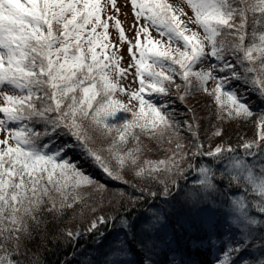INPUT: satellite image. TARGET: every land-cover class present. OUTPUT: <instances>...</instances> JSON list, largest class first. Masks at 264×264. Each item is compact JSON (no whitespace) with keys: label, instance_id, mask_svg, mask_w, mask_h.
<instances>
[{"label":"snow or ice","instance_id":"obj_1","mask_svg":"<svg viewBox=\"0 0 264 264\" xmlns=\"http://www.w3.org/2000/svg\"><path fill=\"white\" fill-rule=\"evenodd\" d=\"M181 2L192 16L170 0H129L136 21H145L133 25V43L119 19L117 0H0V264H19L14 257L39 214L62 213L85 204V196H91L87 189L106 190L79 161L98 167L115 180H124L125 169L148 179L179 171L188 155L184 144L177 140L170 156L154 161L142 159L145 145L141 140L142 136H168L172 143L170 132L179 137L180 125L166 113L168 105L161 101L158 106L152 99L153 95L168 97L177 77L183 83L181 101L193 90L202 91L217 105L220 119L253 117L246 96L256 95L264 103V0ZM109 21L119 40L129 44L133 58L129 67L135 69L139 83L135 90L129 91L119 82L128 69L121 67L123 57L117 55L111 41ZM149 26L167 42L154 38ZM209 59L215 63L197 69ZM209 82L214 86L209 88ZM175 91H181V84H175ZM118 92L127 96V102L116 98ZM133 101L135 108L130 106ZM118 113L130 118L119 120ZM195 119L193 116L185 126L198 141ZM255 127V138L239 146L240 155H236L237 148L222 144L204 153L198 142L191 155L223 158L231 154L225 169L229 183L237 191H251L258 197L252 207L264 214V111ZM214 135L221 136L222 130ZM97 139L107 143L97 145ZM71 153H78L79 160ZM249 157L259 159L253 164ZM198 171L202 178L197 183L203 191H216L215 171L208 166H200ZM162 194L169 195L167 186ZM231 204L236 215L230 223L240 238L235 247H228L219 264H235L232 253L253 246L258 228L264 233V220L249 214L245 194L233 196ZM112 219L98 216L87 231L94 232ZM159 221L157 216L145 225L144 238L137 245L143 253L140 264H157L149 255L148 244ZM128 227V221L121 219V228ZM65 235L72 240L79 233ZM260 247L264 250V235ZM131 250L130 240L117 237L105 253L104 264H130L122 257ZM256 264H264V251Z\"/></svg>","mask_w":264,"mask_h":264},{"label":"trees","instance_id":"obj_2","mask_svg":"<svg viewBox=\"0 0 264 264\" xmlns=\"http://www.w3.org/2000/svg\"><path fill=\"white\" fill-rule=\"evenodd\" d=\"M237 87L242 91L240 85L237 84ZM253 97L250 101L257 115L264 111V103H261L257 96ZM245 122L248 124L250 119H244ZM241 152L242 150L238 149L236 155H240ZM71 155L79 160L78 153ZM230 155L226 154L223 158L193 156L186 173L175 179V184L171 182L166 185L163 176L157 182H151L144 180L143 177L125 175L124 180L128 182L125 183L124 180L118 182L104 174L98 167L79 161L80 166L89 175L106 185V190L97 192L87 189L91 196L90 198L85 196V204H77L62 213L45 211L39 214L38 222L30 225V235L22 239L18 254L14 258L19 264H104L105 253H108L116 242L112 234L118 229L123 233L130 231L126 241H131L132 250L122 259L130 264H140L143 253L137 245L145 234L144 229L138 227L155 205L161 206V214L164 216V220L159 221L152 231L148 244V248H151L149 255L157 264L172 263L171 253L173 259L191 264L197 259V251L204 249L208 244L210 247L216 246L222 240L219 247H226L227 250L230 245L235 247L236 241L240 238L239 231L230 224L228 215L219 209L212 217L207 216L209 220H206L204 217L209 204L229 196L245 194L249 202V214L257 219L263 214L252 207L258 197L251 191L247 193L237 191L229 183L225 169ZM248 159L256 164L259 158ZM200 166H208L215 171L214 182L218 185L216 191L205 193L197 183L199 180L197 177H201L198 171ZM164 185L169 189L167 196L162 194ZM193 190L194 192H191ZM153 192L156 193L154 197L150 195ZM93 208L95 211H92ZM98 216L115 219L106 225H100L94 232H88L90 222ZM121 219L128 221V228H121ZM70 230L73 233L81 231L77 238L69 240L65 234ZM262 235L264 233L260 231L258 239L255 238L254 245L247 251L232 253L231 258L235 264H243L245 260L250 264H256V258H260L261 252L264 251L260 247ZM148 248H145L144 252H148Z\"/></svg>","mask_w":264,"mask_h":264},{"label":"rangeland","instance_id":"obj_3","mask_svg":"<svg viewBox=\"0 0 264 264\" xmlns=\"http://www.w3.org/2000/svg\"><path fill=\"white\" fill-rule=\"evenodd\" d=\"M103 2V0H102ZM171 3H173L176 6L183 7L184 10L188 13V16H192L191 10L181 2V0H170ZM117 7L120 8V14L119 19L121 21V24L124 28L125 35L128 37L129 40H132L133 43H135L134 37L136 33V29L133 27L134 24L137 26L145 24V21L141 19L140 21H136L135 16L133 14L132 6L129 3V0H117ZM110 27H109V33L112 43L116 46L115 50H117V55L122 56L123 59L121 61V67L128 69L127 73L119 78V82L121 85H123L125 88H127L129 91L135 90L139 87L138 79L135 77V69L132 67H129V65L133 64V58L131 56V53H129V44L126 42H121L118 38L117 30L112 26V21H109ZM193 30H200L197 28L196 25L189 24L188 25ZM150 27L151 34L156 39H163L165 42H167L166 37H161L159 33L156 31L155 28ZM99 31V30H98ZM141 41H145V37L141 36ZM173 47H175V44H173ZM133 51L137 52L138 50L133 49ZM212 63H215L214 60L209 59L206 61L203 65H197V69L200 67H203L207 69L211 66ZM116 79V77H113ZM175 84H181V91L177 93L175 91ZM214 86L213 82H209L208 87L211 88ZM237 87V85H235ZM172 91L169 93L168 97H159L156 95L152 96V99L157 102V105H160V102L163 101L168 106L165 109L167 114H170L171 119L174 122H177L180 126L178 128L179 137H176L173 133H169V135L172 136V143L168 142V136H165L162 139H149L147 137L142 136L141 140L143 144L145 145V150L142 156V159H149V160H159L164 159L171 155V150H175V143L177 140H179L180 143L185 145L184 152L188 153V155L184 158L183 162L180 164V169L177 171L176 169H173L171 172H161L158 174L157 179H148L144 178V180L151 182H157L158 180L163 179L166 180L165 185L168 183L173 182L178 177L182 176L184 173H186L187 168L189 167L191 161L190 159L193 157L191 153L196 151L195 143H199L203 145V148L201 149L202 152L206 153L212 149H214L217 145H224L232 146L238 149H240V145L246 141L255 138L256 135V127H255V121L259 114L249 118L250 122L247 124L244 123V119L241 118H225L220 119L217 117V105L212 103L211 98L204 92L193 90L189 95L185 96V99L181 101L178 96L183 95V83L182 81L177 77L175 80V83L171 85ZM242 88V92L244 91V88ZM253 96H246V99L250 101V99L253 100ZM116 98L124 100L127 102V96H125L122 93H117ZM145 98H148V95L145 94ZM2 102V101H0ZM250 104L252 106V102L250 101ZM131 107H136V102L133 101ZM253 110H255L252 107ZM256 112V111H253ZM200 117V121L198 120V116ZM125 116H128L130 118V115L127 113H118L119 120H122ZM193 116H195V123L199 125L198 128V141L194 140L191 132H189L188 128L185 126V122H192ZM117 120V122H119ZM217 130H222L221 136H215L214 133ZM0 138H3L0 136ZM101 143H107V141L97 139V145ZM131 146V143L129 144ZM242 150V149H240ZM205 157L207 155H204ZM210 157V156H208ZM183 166V167H182ZM135 176L134 173L131 170L125 169L124 176ZM137 177V176H135ZM139 178V177H137ZM198 179H201L202 176ZM142 180V179H141ZM118 182L120 180H117ZM122 181V180H121ZM194 180H191L193 182ZM190 183V182H189ZM164 185V186H165ZM163 186V187H164ZM191 192H194L191 191ZM239 196V195H236ZM233 196H229L227 198H223L218 200L215 203H210L209 206L206 208L205 213V219L209 220L207 216L212 217L213 214L217 209H219L220 212H223L228 215V219L231 220L233 216L236 215L234 212L233 206L231 204V198ZM218 207V208H217ZM161 206L155 205L152 209L149 210L148 216L145 218L143 223L139 224L140 229H144L145 225L150 224L151 221L155 219V217L159 216L160 221L164 220V216L161 214ZM257 218V217H256ZM264 220V214L260 218ZM231 224V223H230ZM157 224L153 227L152 231L155 230ZM71 231V230H70ZM81 230H77L76 233H79ZM128 235H130V231H127ZM260 233L259 228L254 231L253 235L256 239H258V234ZM117 237L119 240L126 241L127 236H125V233L123 231L118 230L113 234V239L117 241ZM223 241V240H222ZM221 242H219L216 247H210L209 244L202 250L197 251V259L192 261V264H219V260L223 259V254L226 251V247H222L221 249L217 247L220 245ZM172 256V263L170 264H189L188 262H176L177 260L173 259L172 253L170 254Z\"/></svg>","mask_w":264,"mask_h":264}]
</instances>
